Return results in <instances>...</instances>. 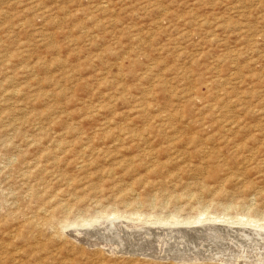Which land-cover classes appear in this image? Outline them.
<instances>
[{"label":"rangeland","instance_id":"rangeland-1","mask_svg":"<svg viewBox=\"0 0 264 264\" xmlns=\"http://www.w3.org/2000/svg\"><path fill=\"white\" fill-rule=\"evenodd\" d=\"M262 245L264 0H0V264Z\"/></svg>","mask_w":264,"mask_h":264},{"label":"bare ground","instance_id":"bare-ground-1","mask_svg":"<svg viewBox=\"0 0 264 264\" xmlns=\"http://www.w3.org/2000/svg\"><path fill=\"white\" fill-rule=\"evenodd\" d=\"M243 219H244V218H243ZM194 220H195V221H194L193 223L196 222V223H200V224H202V222L204 223V221H205V220H203V219H202V220H200V219H197V220L194 219ZM207 220H208V219H207ZM186 223L191 224L192 222L187 221ZM243 223H244V222H242V224H243ZM181 224H182V223H181ZM212 224H213V223H212ZM240 224H241V223H240ZM244 224H245V223H244ZM194 225H195V224H194ZM128 226H129V225H128ZM192 226H193V225H192ZM225 226H226V225H225ZM131 227H132V226H131ZM221 230H222V229H221ZM225 230H226V229H225ZM217 231H218V229H217ZM237 231H238V230H237ZM243 231H244V230H243ZM221 232H223V231H221ZM239 232L242 233V230L239 229ZM247 232H248V231H247ZM235 233H236V232H235ZM243 233H244V232H243ZM253 233H254V232H253ZM253 233H252V234H253ZM255 234H256V233H255ZM149 235H150V234H149ZM240 235H241V234H240ZM237 236H238V235H237ZM244 236H245V235H244ZM260 236H262V235L259 234V237H260ZM250 238H251V237H250ZM252 240H253V239H252ZM262 240H263V239H262ZM260 244H261V243H260ZM255 245H256V243L254 244V246H255ZM258 245H259V244L257 243V246H258ZM254 246L251 247V248H254L253 251H250L249 247H248L249 250L246 249L247 247L244 248V249H246V250H245V254H247V255H245V258H241V259H239V261H240L239 263H238L237 261L234 262V261H232V260H225V264H245V263H247L249 260H250V262H248L247 264H256V262L254 263L255 259H256V260L258 259L259 261H261V260H262V257L259 256V254L261 253V249H260V250L255 249ZM260 246H261V245H260ZM262 246H264V245H262ZM244 249H243V250H244ZM123 250H124V249H123ZM159 250H161V249H159ZM255 250H256V252H255ZM257 251H258L259 253H258ZM262 251H264V250H262ZM253 252H254V253H257V255H256L257 258H256L255 256H254L255 258H251V257L249 258V257H247L248 255H250V254L253 253ZM160 253H161V252H160ZM160 253H159V254H160ZM261 254H262V253H261ZM240 255H241V254H240ZM252 255H253V254H252ZM199 256H200V255H199ZM250 256H251V255H250ZM262 256L264 257V255H262ZM242 257H243V256H242ZM193 258H194V257H193ZM213 258H214V257H213ZM263 259H264V258H263ZM218 260H219V259H218ZM247 260H248V261H247ZM231 261H232V262H231ZM261 263H263V262H261ZM257 264H258V263H257Z\"/></svg>","mask_w":264,"mask_h":264}]
</instances>
